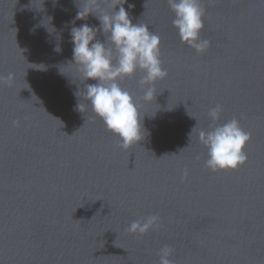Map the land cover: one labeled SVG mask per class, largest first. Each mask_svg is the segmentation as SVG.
<instances>
[{
  "label": "water",
  "instance_id": "water-1",
  "mask_svg": "<svg viewBox=\"0 0 264 264\" xmlns=\"http://www.w3.org/2000/svg\"><path fill=\"white\" fill-rule=\"evenodd\" d=\"M84 3L0 0V76L13 74L0 84V264H159L165 246L173 264H264V0H200L203 55L181 42L168 0H127L168 73L152 102L143 72L120 81L146 130L129 150L91 108L75 110L95 83L73 60L70 29L99 28L94 15L72 24ZM233 118L251 134L247 161L214 172L198 132ZM151 215L147 235L127 230Z\"/></svg>",
  "mask_w": 264,
  "mask_h": 264
},
{
  "label": "clouds",
  "instance_id": "clouds-1",
  "mask_svg": "<svg viewBox=\"0 0 264 264\" xmlns=\"http://www.w3.org/2000/svg\"><path fill=\"white\" fill-rule=\"evenodd\" d=\"M53 2L57 3L58 0ZM104 2L109 4L111 11L100 12L98 0H85L83 6H78L72 21L75 25V21L86 20L89 15L99 20V28L83 23L70 29L74 64L85 82L95 81L85 85L82 95L80 91L75 93V110L82 113L86 108H91L106 129L119 138L121 148L129 150L145 138L146 130L136 98L120 86V81L132 78L137 71L143 72L139 81L144 93L143 100L152 102L157 95L156 84L166 79L168 73L160 58L159 35L150 31L144 23H133L129 11L124 7L127 0ZM168 4L174 14L173 27L181 42L193 48L198 55L206 54L211 42L201 37L205 29V10L200 6V0H168ZM101 31L105 36L103 42L97 39ZM54 50L59 52L60 48ZM12 80V73L6 77L0 76V84ZM222 113L223 106L217 104L209 110L208 116L213 122H218ZM16 124L18 126L19 121ZM196 128L189 133L190 141ZM198 139L207 149L205 166L214 172L235 171L247 161L245 150L251 142V134L241 127L236 118L216 123L208 130L201 129ZM159 223L160 217L151 215L132 221L127 230L131 234L144 236ZM173 252L171 247H163L159 253V264H173L170 259Z\"/></svg>",
  "mask_w": 264,
  "mask_h": 264
}]
</instances>
